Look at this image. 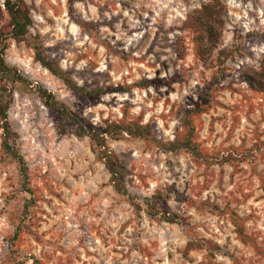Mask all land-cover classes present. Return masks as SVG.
Segmentation results:
<instances>
[{
	"label": "rangeland",
	"instance_id": "obj_1",
	"mask_svg": "<svg viewBox=\"0 0 264 264\" xmlns=\"http://www.w3.org/2000/svg\"><path fill=\"white\" fill-rule=\"evenodd\" d=\"M25 1L46 54L103 92L80 94L10 39L5 58L30 82L15 84L8 112L29 179L0 129V264H264V91L245 78L264 69V0H220L207 60L189 17L210 0ZM38 85L87 125H148L147 138H109L141 210ZM189 137L202 156L171 146ZM157 193L151 216L144 199Z\"/></svg>",
	"mask_w": 264,
	"mask_h": 264
},
{
	"label": "trees",
	"instance_id": "obj_2",
	"mask_svg": "<svg viewBox=\"0 0 264 264\" xmlns=\"http://www.w3.org/2000/svg\"><path fill=\"white\" fill-rule=\"evenodd\" d=\"M223 6L220 0H210L189 17L190 26L197 32L196 41L203 60H207L219 45L225 25ZM5 12L9 19L7 22L2 23L1 21L5 18ZM33 26L34 17L31 8L25 0H4L3 7L0 4V129L3 133L2 145L4 151L18 162L21 177L25 182L29 179L28 166L24 156L17 147L16 140L18 133L10 123L8 112L14 99L15 84L22 83L28 86L30 82L23 76L17 66L8 63L5 58L10 39L27 43V45L34 49L37 61L53 74L62 78L70 88L80 94L96 96L103 92L102 88L90 89L85 85L79 84L63 69L56 58L48 56L40 37L34 35L32 32ZM245 78L252 88L264 91V69L257 70L251 68L246 72ZM37 90L48 107L57 110L65 118V122L69 121L77 126V134L79 136H88L90 138L91 148L110 172L111 183L115 190L126 194L137 210H141L143 205L140 201H136L135 195L131 194L126 186L122 161L115 150L109 145V138L118 139L124 134L147 138L148 125L138 122L106 121L104 126H90L81 117L76 115L68 104L59 100L53 92L42 85H38ZM65 126L63 122L62 127L64 128ZM177 145L184 146L196 156H202L198 145L191 137L183 141L174 142L171 146L176 147ZM161 198L162 193H157L151 198L144 199L146 211L151 216L161 213L157 207V203ZM161 215L166 221L170 222H177L179 219V215L176 213ZM196 246L197 244L194 241L189 242L187 249H193Z\"/></svg>",
	"mask_w": 264,
	"mask_h": 264
}]
</instances>
